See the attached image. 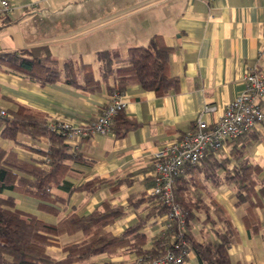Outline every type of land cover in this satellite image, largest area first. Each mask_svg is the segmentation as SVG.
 I'll return each mask as SVG.
<instances>
[{
    "label": "crops",
    "instance_id": "0c3cea01",
    "mask_svg": "<svg viewBox=\"0 0 264 264\" xmlns=\"http://www.w3.org/2000/svg\"><path fill=\"white\" fill-rule=\"evenodd\" d=\"M13 10L0 15V53L47 46L60 67L71 59L78 71L77 82L68 81L66 73L56 81L42 84L0 60V109H17L20 104L49 115L52 121H88L101 113L109 102L105 81L95 89L99 73L98 53L117 50L123 58L132 46H147L153 38L171 48L167 70L179 79L178 85L165 94L147 89L137 80L124 93L127 106L124 113L138 122L123 135L107 134L70 138V142L94 164L78 165L84 174L80 181L95 176L125 180L121 186L106 185L87 196L76 191L70 196V206L88 212L105 199L128 204L130 194L150 195L153 184V153L163 144L178 138L201 117L214 122L223 113L227 102L245 89V76L250 68L264 69L261 48L264 41V0H11ZM84 66H90L93 79L85 82ZM89 79L90 76L88 75ZM215 105L205 111L206 105ZM28 142L47 147V139ZM236 144L245 159L264 167V122L243 137L225 142L220 150L210 152L203 160L205 172L215 168L214 161L231 158ZM0 145L12 148L20 158L31 160L36 153L12 139L0 135ZM221 178V176H220ZM216 179V178H215ZM79 183V181H77ZM201 185V183H199ZM18 206L36 212L48 221L58 216L38 209L36 198L12 190ZM199 194L206 202L215 198L224 204L239 231V239L230 242L229 253L236 264H264V207L260 210L263 227L251 235L242 220L245 205L236 206L234 187L219 180H204ZM141 209L146 203H142ZM70 209V207L68 208ZM207 213L199 210L204 219ZM138 209L128 213L112 226L116 233L137 221ZM164 216L155 224L145 226L149 239L164 233ZM204 226L200 235L215 238L210 222H195V230ZM221 227V224H218ZM80 235V234H79ZM78 234L74 235L79 236ZM61 237V242L71 239ZM151 241V240H150ZM50 252L62 256L61 245ZM131 250L113 255L101 254L89 261L72 264H130L136 257ZM185 264H199L190 251Z\"/></svg>",
    "mask_w": 264,
    "mask_h": 264
},
{
    "label": "trees",
    "instance_id": "16d2710c",
    "mask_svg": "<svg viewBox=\"0 0 264 264\" xmlns=\"http://www.w3.org/2000/svg\"><path fill=\"white\" fill-rule=\"evenodd\" d=\"M170 52L171 48L159 43L158 38H153L147 46H132L125 58L117 50L99 51L101 77L95 80L94 88L105 81L109 93L114 89L125 91L137 80L145 88L165 94L179 82L178 77L170 75L167 70ZM0 60L9 62L42 84L58 80L63 73L68 81L77 82L79 77L71 59L60 67L47 46L2 52ZM83 68L85 82L92 81L91 67ZM51 121L46 113L23 104L7 111L0 120L1 136L36 153L34 158L26 160L12 148L0 145V264H72L126 249L137 255H163L172 245L173 233H158L149 239L144 229L167 212L166 205L156 195L130 194L127 205L105 199L88 212L70 206V196L76 191L91 196L109 184L118 189L125 180L112 181L111 178L95 176L80 181L84 171L78 165L94 164L95 161L76 148L64 130L51 126ZM137 124L121 110L114 119L112 130L123 135ZM21 135L35 141L46 138L47 147L25 141ZM241 137L230 139V143ZM244 154L245 151L234 144L231 158L214 161L215 168L223 171L222 175L209 169L205 174L216 183L222 180L234 187L235 205H245L242 220L253 235L263 227L260 210L264 207V167L245 159ZM205 157L176 175L173 184L176 200L186 211L187 248L194 252L199 264H236L228 249L230 242L239 239L240 235L232 216L215 198L206 202L199 194V188L206 180L202 172L208 168L202 165ZM7 189L36 198L38 209L58 216L57 221L45 220L36 212L19 207L16 196L4 192ZM143 202L146 205L139 209ZM129 207L138 209L137 221L121 232H114L111 226L128 213ZM199 210L206 211L204 219L198 216ZM199 221L212 224L214 239L200 235L201 231H206L204 226L195 230V222ZM76 234L80 235L74 238ZM63 236L72 238L61 242ZM53 245H61L64 254H52L49 248Z\"/></svg>",
    "mask_w": 264,
    "mask_h": 264
},
{
    "label": "built area",
    "instance_id": "2783aa9c",
    "mask_svg": "<svg viewBox=\"0 0 264 264\" xmlns=\"http://www.w3.org/2000/svg\"><path fill=\"white\" fill-rule=\"evenodd\" d=\"M13 10L11 0H0V15ZM264 55V41L261 48ZM109 102L101 113L88 121H51V126L64 130L72 139L107 134L112 131L115 117L127 106L123 90L108 93ZM215 105H206L205 111L214 110ZM7 115L0 109V120ZM264 122V69L250 68L245 76V89L227 102L223 113L210 122L198 117L193 126L178 138L163 144L153 153V184L150 189L167 207L164 229L173 233L172 245L158 257L136 255L130 264H182L189 254L187 248L186 211L176 200L175 176L185 172L188 166L199 163L210 151L224 147L225 142L246 135Z\"/></svg>",
    "mask_w": 264,
    "mask_h": 264
}]
</instances>
